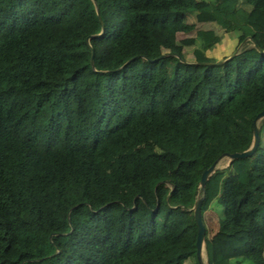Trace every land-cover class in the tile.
<instances>
[{
	"label": "trees",
	"instance_id": "trees-1",
	"mask_svg": "<svg viewBox=\"0 0 264 264\" xmlns=\"http://www.w3.org/2000/svg\"><path fill=\"white\" fill-rule=\"evenodd\" d=\"M187 1L0 0V264H199V195L206 263L264 264L260 124L198 185L264 107V0Z\"/></svg>",
	"mask_w": 264,
	"mask_h": 264
},
{
	"label": "rangeland",
	"instance_id": "rangeland-1",
	"mask_svg": "<svg viewBox=\"0 0 264 264\" xmlns=\"http://www.w3.org/2000/svg\"><path fill=\"white\" fill-rule=\"evenodd\" d=\"M213 1V0H210ZM181 3L183 5L188 4L187 0H181ZM188 19H192L191 13L188 14ZM195 27L200 28H211L215 31V33L218 35V41L215 42L210 47L204 49V53L211 57L213 60H221L228 55H230L234 50L238 47H240L241 42L237 43V30H224L221 28L218 24H216L214 21H199L195 22ZM183 32H177V37L183 36ZM192 45H185L183 46L184 49V57L186 59H191V49ZM264 117V116H263ZM257 125L260 124L259 129V147L261 149H264V118L262 120V117L256 120ZM227 156L226 155H220L217 158L216 161V167H223L227 164ZM216 212L212 207L206 208L202 212V219L203 223L205 225L206 233L207 235H210L215 229H216ZM200 261L201 263L205 262V255L204 251L203 254H200ZM185 264H192V258L188 259ZM242 264H251L248 261L243 262Z\"/></svg>",
	"mask_w": 264,
	"mask_h": 264
},
{
	"label": "water",
	"instance_id": "water-1",
	"mask_svg": "<svg viewBox=\"0 0 264 264\" xmlns=\"http://www.w3.org/2000/svg\"><path fill=\"white\" fill-rule=\"evenodd\" d=\"M88 35L86 36L87 39ZM260 52H264V49H260L257 48ZM234 52H232L230 55H228L227 57H230L231 55H233ZM162 56V54H159L157 56H154L152 58H150V60L153 59H157L158 57ZM225 57V58H227ZM129 59V58H128ZM127 59V60H128ZM223 60V59H221ZM221 60H213V61H209V63H217ZM89 61H92V54H91V50H90V54H89ZM264 116V107L261 108L259 111H257L252 119V136H251V141L249 143V145L241 150H235V151H231V152H222L221 154H219L215 159H213L211 161V163L205 167L201 173H200V177H199V181H198V185L200 188L203 187L208 175L213 171V169L216 167V161L217 158L220 155H226L228 160L227 163L229 162V160L231 158H235V157H244V156H249L253 153V151L255 150V147L258 143V128L259 126L256 123V120L263 117ZM201 200H202V195H199L198 197H196L192 203L191 206V210H192V217H193V221L195 223V227H196V234H195V255H196V259L198 261L199 264H207L206 260L204 263H201L200 261V249L202 247L203 251H204V244H203V239H204V233H205V227L201 218V212H200V204H201Z\"/></svg>",
	"mask_w": 264,
	"mask_h": 264
},
{
	"label": "bare ground",
	"instance_id": "bare-ground-1",
	"mask_svg": "<svg viewBox=\"0 0 264 264\" xmlns=\"http://www.w3.org/2000/svg\"><path fill=\"white\" fill-rule=\"evenodd\" d=\"M200 254H203V249H202V247H201V249H200Z\"/></svg>",
	"mask_w": 264,
	"mask_h": 264
},
{
	"label": "crops",
	"instance_id": "crops-1",
	"mask_svg": "<svg viewBox=\"0 0 264 264\" xmlns=\"http://www.w3.org/2000/svg\"><path fill=\"white\" fill-rule=\"evenodd\" d=\"M262 253H263V256H264V248H263V251H262Z\"/></svg>",
	"mask_w": 264,
	"mask_h": 264
}]
</instances>
